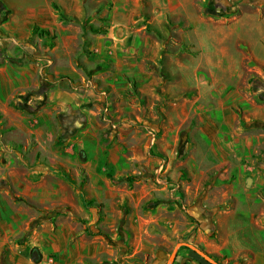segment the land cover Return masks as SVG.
<instances>
[{
    "label": "crops",
    "instance_id": "obj_1",
    "mask_svg": "<svg viewBox=\"0 0 264 264\" xmlns=\"http://www.w3.org/2000/svg\"><path fill=\"white\" fill-rule=\"evenodd\" d=\"M204 2L236 9L215 19L204 15ZM52 3L91 22L98 10L108 26L82 39V26L59 20ZM34 26L55 32L47 68ZM263 67L261 0H147L143 7L140 0H0V115L25 118L8 106L11 98L39 101L29 121L36 149L51 151L62 134L65 155L51 160L74 171L26 178V195L50 211L8 255L0 251V264H165L183 240L218 252L210 195L199 189L207 179L216 189L245 177L253 201L264 192V130L244 127L264 118V101L255 98L264 86L248 82L251 72L264 80ZM87 74L97 83L84 82ZM47 80L53 85L42 93ZM219 195L244 193L226 188ZM32 218L11 216L21 228ZM12 232L0 229V247ZM180 248L174 264L193 259ZM263 248L255 251L258 261ZM24 250L31 258L36 251V260Z\"/></svg>",
    "mask_w": 264,
    "mask_h": 264
},
{
    "label": "rangeland",
    "instance_id": "obj_2",
    "mask_svg": "<svg viewBox=\"0 0 264 264\" xmlns=\"http://www.w3.org/2000/svg\"><path fill=\"white\" fill-rule=\"evenodd\" d=\"M146 1L147 0H140L142 7ZM215 4L219 3H202V11L204 12L205 16H212L217 19L223 17L224 14H232L236 9V6L231 3L227 5H220L219 7H213ZM261 4L264 6V0H261ZM52 9L57 14L59 20L63 22H74L80 24L83 29L81 34L82 39L85 38L86 33H101L104 32L108 26L107 18L98 16V10L92 12L91 14L93 17H96L97 21L91 22L90 16L78 17L76 15L69 14L57 3H52ZM89 24H92L95 28H98L99 31H90L87 27ZM167 25H169L168 28H170L171 22H168ZM33 28H37V30L32 32V35H36L41 39L43 48L42 55L37 57L41 59L40 63L43 64L44 68H47V66L52 61V56L49 51L55 45V32L54 30L48 28H39L37 26H34ZM146 28L148 30H152L151 26L149 25H147ZM39 30L47 31L48 36H41ZM155 33L159 37H162V39L165 41H169L170 39L167 36V33H163V35L157 31H155ZM235 52L236 50L234 47L232 48V54H236ZM34 59H36V61L38 60V58ZM235 63L238 65V58L235 59ZM254 64L255 62L252 61L249 66ZM262 71L264 73V67L262 68ZM251 76L264 83V80L259 74L251 72L248 74V77L250 78ZM84 79V82L88 83V85L93 86V84L96 82V80L88 74ZM46 82L48 83L49 81L47 80ZM53 82L54 81H51V83ZM250 87L253 88L251 84ZM255 98L257 101L263 102L264 91H259ZM20 100L21 99L17 100L16 98H11L8 102V106L18 110L16 112H20L21 114L25 115L24 119L15 118L12 115L5 117L0 115V229L6 230L9 227L13 228V232L8 234V242L0 247L1 253L7 255L10 253L12 247L14 248V246L20 244L22 240L24 241L28 238V235L33 230L32 228L29 229V226L32 224V222L34 223L35 228L40 229L42 227V225H40L42 222L41 220L38 221V219L45 216L48 211H50L48 209L36 208V204L33 203L32 199L26 195V184H29L26 178L28 179L29 176L32 175H40L43 172L58 174L59 172L68 173L72 170L61 167L56 161L51 160V158L58 160L59 157L65 155L64 144L61 139L62 134L56 135L55 144H53L51 151L45 153L42 150L36 149L37 144L35 143L34 133L32 132L33 128L31 127L29 121L30 119L33 120L35 118V114H37L39 109L38 107H41L42 104L39 101H33L31 105H28L32 109H18L15 107V105L22 103ZM23 104L27 105L25 102ZM109 106L110 103L106 98L102 104V108L105 109V112H107ZM32 111H35V113H32ZM121 118L122 116H120V118H115L113 122H120ZM244 125V127L247 129L259 128L264 130V118L252 119V121ZM147 132L149 138L150 136L156 137V133L154 131L151 132L149 128L147 129ZM50 168L52 170H50ZM72 171L70 173H74V171ZM222 171L223 170L221 169L218 173H222ZM211 175L213 174H210L209 176ZM12 178L15 179V183L11 181ZM184 179L185 178H181V176L179 177V180ZM249 181L250 180H246L244 177L242 181H233V183L227 182L226 186L215 189L214 183L209 184L207 179L202 181L201 188L199 189V192L204 189L205 193L210 195V204L213 210L211 212L210 223L213 225V227H217V231H219V234H214L215 236L213 235L211 240L216 244L214 249L218 248V246H220V249L218 252H207V254H209L210 257L218 264H264V259L260 261L256 259L255 252L261 247H264V192H259V197L256 199V201H253L252 192L249 191L251 190V187L248 185L250 183ZM226 188H233L234 190H237V192H239L241 189L244 193V196L228 197L221 201L219 194L222 193ZM223 205L227 206L228 208H222ZM251 205L253 206L252 209L250 208ZM34 207L36 210H34ZM220 209L227 211L222 212ZM13 214L19 216L20 219L28 218V216H32L33 218L28 221V224H26L24 228H21L20 224L22 221H12L11 216ZM52 217L53 216L49 217L51 223L48 224V227L50 230H55L56 225L54 224V219ZM75 234H77V232ZM183 241L195 244L198 246V248L204 250V246L201 244H196L189 240ZM240 242L243 249H240ZM117 247L119 248L120 245ZM172 247L168 251V256L172 250ZM180 250H184L185 252L192 254L193 259L188 258L189 263L193 260L198 261L200 264H211L188 247H181ZM21 252L23 254L25 253V255L31 258L29 250H24ZM54 255L55 254L53 253H49L46 255V258L52 262ZM188 262L185 261V263H183L189 264ZM130 264L139 263L135 262V260H132ZM177 264H180V262Z\"/></svg>",
    "mask_w": 264,
    "mask_h": 264
},
{
    "label": "trees",
    "instance_id": "obj_3",
    "mask_svg": "<svg viewBox=\"0 0 264 264\" xmlns=\"http://www.w3.org/2000/svg\"><path fill=\"white\" fill-rule=\"evenodd\" d=\"M240 2H249V3H256V1L257 0H239ZM220 6V4H215V5H213V7H219ZM1 7H2V5H1ZM88 29L90 30V31H94V32H98L99 31V29L98 28H95L92 24H89L88 26ZM37 30V28H33V30H32V32H35ZM39 33H40V35L42 36H48V32L47 31H45V30H39ZM248 82L251 84V86L253 87V88H257V87H259V86H264V83H262V82H260V81H258L256 78H254L253 76H251L249 79H248ZM53 85V83H51V82H48V83H45V84H42L41 86H40V91L42 92V93H44L45 91H47L51 86ZM262 95H263V93H262ZM24 102H22V103H19V104H16L15 105V107L16 108H18V109H20V108H26V109H32L30 106H28V105H24L23 104ZM127 179H133V178H135V176H127L126 177ZM88 203L90 204V205H93V201H88ZM33 225H34V223H32L31 225H30V227H29V229H31L32 227H33Z\"/></svg>",
    "mask_w": 264,
    "mask_h": 264
},
{
    "label": "water",
    "instance_id": "obj_4",
    "mask_svg": "<svg viewBox=\"0 0 264 264\" xmlns=\"http://www.w3.org/2000/svg\"><path fill=\"white\" fill-rule=\"evenodd\" d=\"M181 246H186L190 249H192L194 252L198 253L200 256H202L207 262L211 263V264H218L215 260H213L209 254H207L204 250L198 248L196 245L191 244L189 242H185V241H179L176 242L175 245L173 246L165 264H173V261L175 259L177 250L181 247ZM37 258V252L33 251L32 252V260H36Z\"/></svg>",
    "mask_w": 264,
    "mask_h": 264
}]
</instances>
